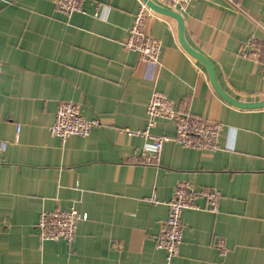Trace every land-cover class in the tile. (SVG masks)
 <instances>
[{
  "label": "crops",
  "instance_id": "crops-1",
  "mask_svg": "<svg viewBox=\"0 0 264 264\" xmlns=\"http://www.w3.org/2000/svg\"><path fill=\"white\" fill-rule=\"evenodd\" d=\"M139 1L85 0L68 16L54 0H0V264H264V106L224 98L183 46L179 20L157 10L147 25L162 51L150 72L125 45ZM178 12L222 90L264 100V64L240 53L264 38V0H193ZM156 89L222 122L220 146L169 140L143 162L151 139L124 129L146 127ZM64 100L100 120L88 136L51 133ZM151 131L173 135L176 124L160 119ZM180 183L219 190V204L200 195L183 210L184 238L168 259L157 237ZM56 208L87 214L72 242L39 234L41 212Z\"/></svg>",
  "mask_w": 264,
  "mask_h": 264
},
{
  "label": "built area",
  "instance_id": "built-area-1",
  "mask_svg": "<svg viewBox=\"0 0 264 264\" xmlns=\"http://www.w3.org/2000/svg\"><path fill=\"white\" fill-rule=\"evenodd\" d=\"M193 0H158L163 6L180 11ZM55 8L59 12L71 16L75 12L84 10L85 0H54ZM153 10L145 0H140L138 9L134 14L125 45L128 49L137 51L143 61L147 63L152 72L160 62L162 51L161 40L148 31L147 21ZM249 48L242 45L240 53L246 57H256L264 64V38L250 39ZM148 123L144 129L134 130L126 128L129 135H139L150 138L151 143L143 150V162H156L161 154L165 142L175 140L181 144L193 148L217 149L223 124L220 121L208 119L191 112L180 110L175 102L162 91H153L148 107ZM160 119L173 120L176 131L173 135L154 134L151 129ZM100 123L98 118H87L83 115L77 102L64 100L58 105L53 124L50 126L52 134L62 140L69 136H88L93 128ZM203 195L207 198L206 207L217 210L220 191L217 189L194 190L190 186L180 183L173 197L167 202L168 216L162 224L157 237V245L167 252V258L171 259L180 251V245L184 238L182 213L187 207L198 208L197 198ZM87 218V214L79 210L56 208L43 210L40 214L38 229L39 234L45 239H63L72 242L78 231L79 221Z\"/></svg>",
  "mask_w": 264,
  "mask_h": 264
},
{
  "label": "water",
  "instance_id": "water-1",
  "mask_svg": "<svg viewBox=\"0 0 264 264\" xmlns=\"http://www.w3.org/2000/svg\"><path fill=\"white\" fill-rule=\"evenodd\" d=\"M147 1L148 5L153 9V10H157L166 14H170L172 16H175L178 20H179V32H180V38H181V42L183 44V46L195 57H197L198 59L202 60L208 67L210 75H211V79L212 82L216 88V90L224 97L226 98L229 102H231L234 105L240 106V107H247V108H257V107H263L264 106V100L258 101V102H244V101H240L237 100L235 98H233L232 96H230L229 94H227L224 90H222V88L219 86L214 69H213V65L212 63L201 53L197 52L196 50H194L186 41L185 37H184V23H183V19L181 17V14L171 8H167L164 6H161L160 4L156 3L154 0H145Z\"/></svg>",
  "mask_w": 264,
  "mask_h": 264
}]
</instances>
